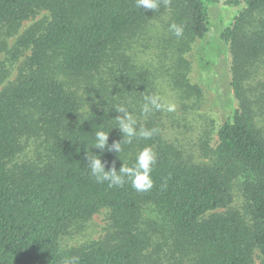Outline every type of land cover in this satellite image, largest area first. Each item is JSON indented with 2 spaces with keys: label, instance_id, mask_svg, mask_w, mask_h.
<instances>
[{
  "label": "trees",
  "instance_id": "1",
  "mask_svg": "<svg viewBox=\"0 0 264 264\" xmlns=\"http://www.w3.org/2000/svg\"><path fill=\"white\" fill-rule=\"evenodd\" d=\"M218 4L160 0L152 11L135 0H0V53L13 62L31 52L15 81L0 90V264H63L72 256L79 264H151L153 246L190 264H255L256 252L264 264V118L245 87L249 68L264 57V0H228L242 10L210 40ZM43 12L49 22L19 35L23 23ZM167 15V37L155 39L156 51L144 61L138 50L147 47L150 26ZM173 23L183 27L180 37L170 30ZM197 41L203 71L232 53L238 105L231 99L219 129L203 127L184 149L164 138L167 108L146 115L141 108L145 96L162 97L164 83L186 114L201 108L203 88L192 82L184 57ZM9 77L0 70V88ZM119 105L133 113L138 133L150 135H138L119 155L91 148L98 130L110 132L109 146L122 140L113 120L122 115ZM31 140L40 150L19 162ZM147 146L157 154L147 191L130 182L98 183L85 168L87 151L101 156L106 171H119ZM236 190L247 218L230 208ZM103 209L111 212V232L61 250L73 226Z\"/></svg>",
  "mask_w": 264,
  "mask_h": 264
},
{
  "label": "rangeland",
  "instance_id": "2",
  "mask_svg": "<svg viewBox=\"0 0 264 264\" xmlns=\"http://www.w3.org/2000/svg\"><path fill=\"white\" fill-rule=\"evenodd\" d=\"M227 3L228 0H219L218 6L212 11L213 25L211 36L209 38L210 40L213 39V37L216 40L219 31L231 24H235V19L239 16L240 11L242 10L241 7H231ZM168 19H170L169 15L150 26L148 31L149 36L145 37L147 47H142L138 50L139 56L142 57L144 61L152 59L151 57L156 51V48L154 47L156 44L155 39L167 37V32L164 28ZM38 22H49L48 14L45 12L40 13L33 19L23 23L19 35ZM18 36L9 40V49L13 47ZM198 47L200 48L199 42L197 41L192 45V50L184 57L192 64V71L190 74L192 82L199 84L203 88L204 95L202 97L203 104L201 108L193 111L194 114H190V112H192L190 110L186 114L182 109L183 104L179 103L181 100L177 93L165 83L161 86L163 89L162 100L166 104H171L173 106L172 111L166 109V115L163 122L164 138L166 141L184 147V149L193 146L192 139L198 138L203 127L209 125V128L211 129L214 123V131L216 132L219 129L229 112L226 107L227 104L233 100L234 106L238 105V100L235 98L234 90L231 86L233 81L232 67L234 61L232 53H227L228 59L225 62H221V60L218 63H214L211 69L203 71L198 66ZM30 55L31 52L28 51L24 57L12 62L10 59L11 57L7 52L0 53V70L6 69L10 75L9 79L4 83L0 90L15 81L21 69L24 68ZM245 87L250 91L249 96L253 101L258 118H260V116H263L264 118V57L254 66L249 68V77L245 81ZM186 102L191 103L192 100ZM200 118L203 122H201ZM184 119L187 120V124L189 121L193 123L192 126L195 128L194 131H188V129H186L185 122H183ZM196 121L198 122L196 123ZM216 142L217 136L214 135L212 145L216 146ZM40 148V143L36 140H31L25 153L19 157V162L21 160L29 161L34 159L36 151L40 150ZM230 208L239 211L247 218L245 213V200L238 190L234 192V200ZM110 214L111 212L109 209H103L90 221L73 226L70 233L62 237L60 241L61 250L65 251L102 240L112 231ZM149 257L151 264H190L187 259H181V257L173 255L170 250L158 253L156 246H153L150 249ZM255 264H262L259 252H256Z\"/></svg>",
  "mask_w": 264,
  "mask_h": 264
},
{
  "label": "clouds",
  "instance_id": "3",
  "mask_svg": "<svg viewBox=\"0 0 264 264\" xmlns=\"http://www.w3.org/2000/svg\"><path fill=\"white\" fill-rule=\"evenodd\" d=\"M136 7L139 9H147L155 11L159 5L160 0H135ZM170 30L174 32L177 37L183 34V27L175 23L170 25ZM86 88V87H85ZM84 88V92H85ZM86 93V92H85ZM86 96L84 97V103L86 102ZM144 103L141 108L143 114L150 113L153 109L160 110L167 108L168 111L173 110L171 104H164L161 102V97L158 95H148L144 97ZM115 111L122 115H117L115 120L117 127L122 133V140L114 141L111 146L108 145L109 133L103 130H98L94 133L95 144L91 148L99 149L101 151L107 149L109 152L121 153L124 150V145L131 144L133 139L138 135L147 137L150 133L141 130L138 133L137 119L133 113L128 110L126 105L114 106ZM90 111V106L88 107ZM101 125L97 126L99 129ZM90 148V149H91ZM87 166L90 175L95 178L96 182H107L110 187H122L126 182H130L131 186L138 191H147L153 187V181L151 173L154 166L157 163V154L151 146L144 147L136 155L134 162L131 166L122 167L117 171L113 166L110 170H105L106 165L102 162L101 156L93 155L90 151H87L86 155ZM63 264H79V258L72 256L65 258Z\"/></svg>",
  "mask_w": 264,
  "mask_h": 264
}]
</instances>
